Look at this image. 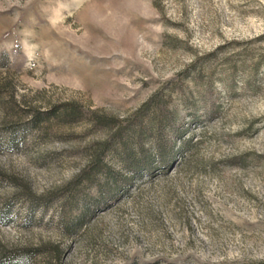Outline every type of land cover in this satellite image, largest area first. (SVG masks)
<instances>
[{"label": "rangeland", "instance_id": "obj_1", "mask_svg": "<svg viewBox=\"0 0 264 264\" xmlns=\"http://www.w3.org/2000/svg\"><path fill=\"white\" fill-rule=\"evenodd\" d=\"M0 264H264V0H0Z\"/></svg>", "mask_w": 264, "mask_h": 264}]
</instances>
